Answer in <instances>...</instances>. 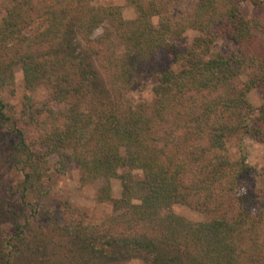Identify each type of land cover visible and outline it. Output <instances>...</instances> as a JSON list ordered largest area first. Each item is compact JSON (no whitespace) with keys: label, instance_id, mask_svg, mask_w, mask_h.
<instances>
[{"label":"trees","instance_id":"obj_1","mask_svg":"<svg viewBox=\"0 0 264 264\" xmlns=\"http://www.w3.org/2000/svg\"><path fill=\"white\" fill-rule=\"evenodd\" d=\"M125 1L131 20L94 0L3 4L0 264H264V189L237 188L252 171L244 139L264 146V97L258 106L249 98L264 88V0ZM189 30V46L178 47ZM220 36L236 47L211 56ZM15 67L18 111L1 95ZM139 75L155 79L150 102L130 97ZM42 87L49 93L37 101ZM230 138L241 144L237 159ZM72 164L81 183L101 181L97 199L112 213L99 223L47 206V182ZM174 204L208 218L190 220ZM32 215L63 239L60 256L45 252L48 234L29 233Z\"/></svg>","mask_w":264,"mask_h":264},{"label":"rangeland","instance_id":"obj_2","mask_svg":"<svg viewBox=\"0 0 264 264\" xmlns=\"http://www.w3.org/2000/svg\"><path fill=\"white\" fill-rule=\"evenodd\" d=\"M10 0H0V21L3 4ZM94 3L98 5H116L119 6L122 12V16L125 20H131L135 17V10L132 6L128 5L125 0H94ZM241 11L245 17H251L254 13L253 7L248 2H243L241 5ZM102 33V28H98L94 31L93 36L97 37ZM194 31H187L184 34L183 42H175L178 47H188L192 38L195 36ZM236 45L233 41L220 36L216 39L211 49V56L218 54H228ZM158 58L171 66L177 68L172 64L169 55L166 52L160 51ZM15 82L14 85L6 87L1 90L2 98L5 102L12 105L17 111L20 110L22 105V96L24 92L23 78L19 67L14 68ZM138 85L130 93V97L134 102L145 101L150 102L153 98L152 87L155 83V79L152 76L139 75L137 76ZM49 93L47 88H39L35 93V99L37 101L44 100ZM264 97V88L257 87L249 93L251 102L258 106ZM244 147L246 157L249 165L252 167V171L248 176L242 180H239L237 188L240 193H244L256 189H264V174H258L254 170H260L264 168V146L263 144L251 139H244ZM241 144L235 138L227 140V148L232 159H237L240 155ZM54 159H52L53 161ZM4 170V169H3ZM139 175V171L134 172ZM101 181H95L87 184L80 182V169L77 165H70L64 174L53 176L51 181L47 182L50 186V195L47 199V206L51 208H59L60 212H65V217L68 219L78 218L77 211L81 212L84 217L82 218L83 223H99L106 216L112 213L111 203L109 201L100 202L97 199L98 190ZM111 185V196L119 197L121 192L120 180L113 178L110 180ZM32 200V198L30 199ZM65 210V211H64ZM171 210L183 217H186L193 221L205 220L208 218L207 215L201 214L198 211L181 204H174ZM73 211V213H72ZM80 218V219H81ZM30 227L29 233L35 234L38 239L41 240L43 233L48 234L46 237L50 239V243L46 246L47 253L51 251L57 256H60L62 251H65L64 241L57 233H53V229L43 220H38L36 215L29 216ZM46 253V254H47ZM127 264H140L136 259L131 260Z\"/></svg>","mask_w":264,"mask_h":264}]
</instances>
